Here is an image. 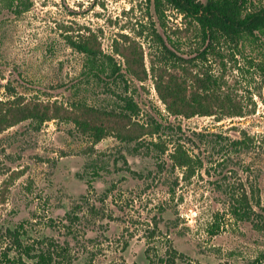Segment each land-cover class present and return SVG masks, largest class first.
<instances>
[{
	"label": "rangeland",
	"instance_id": "374dc122",
	"mask_svg": "<svg viewBox=\"0 0 264 264\" xmlns=\"http://www.w3.org/2000/svg\"><path fill=\"white\" fill-rule=\"evenodd\" d=\"M153 28L180 55L195 54L194 24L169 7L159 18L149 0H0V100L14 90L56 113L0 131V253L11 246L7 228L22 225L27 243H54L58 264H264V48L246 44L245 58L212 63L242 115H172L149 71ZM81 35L122 68L113 44L135 40L147 78L125 74L126 89L87 76L85 55L68 43ZM123 92L139 106L133 119L160 123L157 133L95 143L72 121L76 104L116 107ZM176 142L192 168L172 166ZM239 202L247 216L231 214Z\"/></svg>",
	"mask_w": 264,
	"mask_h": 264
},
{
	"label": "trees",
	"instance_id": "16d2710c",
	"mask_svg": "<svg viewBox=\"0 0 264 264\" xmlns=\"http://www.w3.org/2000/svg\"><path fill=\"white\" fill-rule=\"evenodd\" d=\"M149 2L153 4L159 18L164 16L166 7H169L180 13L189 23H193L196 28L197 46L193 49L195 54L190 57H184L176 49L169 47L163 36L153 28L152 40L155 46L150 57L149 71L167 111L172 115L185 117L242 115L246 108L226 90L222 74L214 73L211 67L217 59H220L224 66L225 58L235 59V55L244 57L242 50L246 44L252 48H264V0ZM68 43L85 55L84 71L86 69L85 74L93 79H98L100 74H106L111 81L124 83V88L128 89L125 74L138 81L147 78L143 50L135 40H115L113 44V51L124 60V68L113 55L102 52L93 35H81L77 39H69ZM178 67H183L182 72L185 75L176 72ZM261 69L264 71L263 66ZM125 93L116 94L122 102L116 107L101 109L84 101L76 104L80 113L72 114V121L84 133H88L95 143L110 133L123 141H133L146 133H157L161 127L160 123H155L152 129L133 119L139 113V106L131 94ZM54 117L56 113L52 110L24 101L14 90L0 100V131L25 119L30 118L41 123ZM150 143L159 148L157 143ZM140 145H144L143 142H136L134 149L137 150ZM166 149L164 146L159 148V151L163 153ZM170 160L172 166L188 169L192 168L195 162L181 142H176L174 151L170 153ZM246 205L249 206V202L233 204L231 214L235 217L247 216ZM22 227L18 225L7 228V235L12 242L11 246L1 251L0 264H26L23 256L28 258L31 264H58L56 256L59 252L54 243L47 247L42 246L38 240L35 244L39 243V246L29 244L23 239L20 230ZM13 250L16 254L11 255ZM148 264L154 263L149 260Z\"/></svg>",
	"mask_w": 264,
	"mask_h": 264
}]
</instances>
